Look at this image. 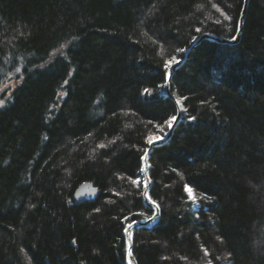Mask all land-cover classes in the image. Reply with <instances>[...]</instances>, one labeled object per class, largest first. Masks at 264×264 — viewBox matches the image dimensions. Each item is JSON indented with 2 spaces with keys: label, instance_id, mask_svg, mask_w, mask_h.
Segmentation results:
<instances>
[{
  "label": "trees",
  "instance_id": "16d2710c",
  "mask_svg": "<svg viewBox=\"0 0 264 264\" xmlns=\"http://www.w3.org/2000/svg\"><path fill=\"white\" fill-rule=\"evenodd\" d=\"M243 1L0 0V86L17 80L0 105V264H127L123 231L152 214L141 157L176 115L169 62L231 39ZM169 89L181 117L150 153L160 216L133 233L136 263L264 264V0L236 44L190 49ZM84 183L97 197L76 205Z\"/></svg>",
  "mask_w": 264,
  "mask_h": 264
},
{
  "label": "water",
  "instance_id": "95a60500",
  "mask_svg": "<svg viewBox=\"0 0 264 264\" xmlns=\"http://www.w3.org/2000/svg\"><path fill=\"white\" fill-rule=\"evenodd\" d=\"M248 1L249 0L243 1V6L238 20L237 30L231 39H225L210 34H203L191 43L190 47L183 53V58L181 60H178V63L171 64L166 71V79L164 83V95L168 97L170 100H172L173 103L175 104L176 107L175 120L173 122V126L171 128L169 127L167 128V132L165 133L164 137H161L159 140H156L148 144L147 149L144 151L141 157L140 174L143 180V186L141 188V199L143 201V204L152 211V214L146 220L133 221L130 224L126 225L123 234L126 242L125 259L127 264H137L132 252L133 233L135 232V230L138 228H150L153 224H155L158 221L160 216V211L157 204L153 202L149 197V190L151 186V180L149 178V167H150L149 157L153 147L158 146L171 138V135L181 117L179 105L169 89V81L171 79V76L175 71V69L182 64L183 59L186 56L187 52L202 40H207L222 44H236L239 40V36L242 31V25H243L244 15L246 12ZM96 197H97V189L93 188L91 184L84 183L76 189L71 199L74 201L76 205H78L84 202H92L95 200ZM129 252L131 253V255H129Z\"/></svg>",
  "mask_w": 264,
  "mask_h": 264
},
{
  "label": "rangeland",
  "instance_id": "374dc122",
  "mask_svg": "<svg viewBox=\"0 0 264 264\" xmlns=\"http://www.w3.org/2000/svg\"><path fill=\"white\" fill-rule=\"evenodd\" d=\"M173 64V63H172ZM171 64H169L170 66ZM17 83L16 78H14V76H11L10 78H7L3 84L0 86V105H2L5 100H7L8 96L10 95L11 91L14 89L15 85ZM155 137H160L157 134H153L149 136V140L151 139L152 142L156 141V139H154ZM141 188L143 186V180L141 177ZM192 199H195L194 197ZM148 208V207H147ZM146 220V219H145ZM143 221V220H142Z\"/></svg>",
  "mask_w": 264,
  "mask_h": 264
},
{
  "label": "snow or ice",
  "instance_id": "6c2138e0",
  "mask_svg": "<svg viewBox=\"0 0 264 264\" xmlns=\"http://www.w3.org/2000/svg\"><path fill=\"white\" fill-rule=\"evenodd\" d=\"M172 63H178V61L173 60V61H170V62H169V64H172ZM177 103H180V101L177 100ZM174 120H175V117H172L170 120L167 121V124H168V127H169V128H171V127L173 126V122H174ZM154 139L159 140L160 137H155ZM151 142H152V140L150 139V140H149V143H151ZM187 191L189 192V195L192 194V190H191L190 188H188ZM129 255H131L130 252H129Z\"/></svg>",
  "mask_w": 264,
  "mask_h": 264
},
{
  "label": "bare ground",
  "instance_id": "6f19581e",
  "mask_svg": "<svg viewBox=\"0 0 264 264\" xmlns=\"http://www.w3.org/2000/svg\"><path fill=\"white\" fill-rule=\"evenodd\" d=\"M200 36H201V35H200ZM200 36H199V37H200ZM197 38H198V37H197ZM197 38H196V39H197Z\"/></svg>",
  "mask_w": 264,
  "mask_h": 264
}]
</instances>
